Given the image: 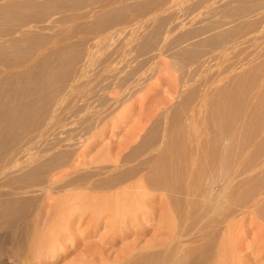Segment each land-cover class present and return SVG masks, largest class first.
Masks as SVG:
<instances>
[{"label": "rangeland", "instance_id": "374dc122", "mask_svg": "<svg viewBox=\"0 0 264 264\" xmlns=\"http://www.w3.org/2000/svg\"><path fill=\"white\" fill-rule=\"evenodd\" d=\"M233 188L264 206V0H0V264H264L262 212L201 214Z\"/></svg>", "mask_w": 264, "mask_h": 264}, {"label": "bare ground", "instance_id": "6f19581e", "mask_svg": "<svg viewBox=\"0 0 264 264\" xmlns=\"http://www.w3.org/2000/svg\"><path fill=\"white\" fill-rule=\"evenodd\" d=\"M207 148L208 147H207V145L205 143L198 144V150H202V151L205 152L207 150ZM232 157L233 156H231V158ZM219 158H220L219 160H220L221 163L224 162V161L226 162V164H228V163L231 162L230 161V154L228 152H224L223 154H221L219 156ZM184 159L186 160L185 157H184ZM187 166H188V163H185V167H187ZM185 174L187 176V178H186L187 189L189 190V193L188 192L187 193L189 195H193L194 196L195 192H197V191H195V190L194 191L193 190L191 191V188L192 187H191L190 184L193 183L192 181L197 180V178H199L200 180H202L201 179L202 177L201 176H195V175H193V173L192 174L189 173L188 170H185ZM199 179H198V181H200ZM164 180H166V179H164ZM121 182H122V180H121ZM121 182L118 181L117 183H114L111 186H108L106 188H109L110 190H112L113 191V194H115V197L116 196L121 197L122 196L121 194H125L128 191L141 190L144 186H147L146 185V182L143 183L142 185L141 184H136V183H128V184L127 183H124V184H121ZM157 182H159V181H157ZM84 185H88V186H84L81 190H79L77 192V194L72 198V200H81V202L83 204H87V203H90L91 201H94L95 200L96 197L93 196L92 193L96 189H98L100 186L97 185V184H95L94 182H87ZM184 185H186V184H184ZM187 189H186V191H187ZM259 189L260 188H258V190ZM206 192H208V190ZM206 192H205V194H206ZM236 192L238 194L237 189L236 188H233L229 192H225V191L222 190V191L218 192L217 194H209V193H207L204 196L205 197L210 196V199H209V202L208 201H204V203H203V201H202V204H201L202 205V207H201L202 208L201 214H203V215L206 214V216H208L209 213L215 214L217 216V222L219 223L218 226L220 224H224L225 222H227L230 219H232L233 213H236L238 210H242L243 207H246V209L252 208L254 211L262 212L263 217H264V206L261 207L260 209H256L257 208V204H258V202L260 200V197H258V196L261 194V191H258V193H254V192L252 193V190L248 189V190L245 191V198L244 199H239L238 198V200H236V201L233 200L232 203L229 204L228 206H225L223 204L222 205L218 204L219 201H222V200L226 199L228 197V195L230 196V195H232L233 193H236ZM255 192H257V190ZM200 194H203V193L200 192ZM119 197L116 198V199H114L113 203H108L107 206L108 207H120V206H124V205L131 206V205L134 204L133 201L128 200L126 197H122V198H119ZM187 197H188V195H187ZM214 197H216V199ZM210 200L213 201V202L210 203ZM215 200H217V202ZM214 201L216 203H214ZM192 203H193V201H192ZM213 203L215 205H213ZM197 210L198 209H196V210L194 209L193 211H191L190 212L191 215H193L194 213H196ZM198 213L200 214V212H198ZM26 218H23V222L24 221L26 222V227H27L26 229H28L31 226V223L29 224V221ZM230 228L231 227L228 224L225 225V226H222L223 235L226 233V231L230 230ZM26 233H27V231H26ZM221 234H222V232H221ZM28 235H29V233H28ZM230 245L231 244H229V242H225L224 240H220L217 244H215L214 249L212 250V253L210 255H208V257H207V260H205V259L203 261L201 260L202 261L201 264H228L229 261H230V259L232 258L230 256L232 254L231 253L232 250H231V246ZM63 250L65 251L66 249L64 248ZM194 250H195L194 248H188L186 251H184V253L182 254V256L180 258H178V259H170V258H167V257L164 258V257H161L160 255L159 256L158 255L157 256L155 255L156 257H154V258L152 257V258H150L148 260H141L139 262V264H189L194 259V256H193V251ZM20 251H18V249H17L16 250V254L10 256V258L12 259V264H30L28 258H26L28 255L27 256L25 255L24 256V259H26V260H23V258L21 257L22 255L20 254ZM31 251L32 250H30V254H31ZM19 255H21V256H19ZM97 263H98V260L96 262V259H95L94 262L92 260V262H90L89 264H97ZM132 263L133 262H130V264H132Z\"/></svg>", "mask_w": 264, "mask_h": 264}]
</instances>
